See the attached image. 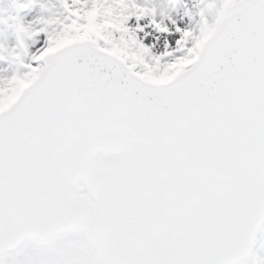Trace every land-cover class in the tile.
I'll use <instances>...</instances> for the list:
<instances>
[{
	"label": "snow or ice",
	"instance_id": "obj_1",
	"mask_svg": "<svg viewBox=\"0 0 264 264\" xmlns=\"http://www.w3.org/2000/svg\"><path fill=\"white\" fill-rule=\"evenodd\" d=\"M36 2L11 0L18 12ZM59 2L71 24L36 21L56 31L11 17L0 264H264L252 251L264 225V0H199L195 24L153 21L168 35L160 54L99 14L134 0ZM153 64L166 75L149 79ZM65 231L80 240L58 243ZM25 240L47 254L5 255Z\"/></svg>",
	"mask_w": 264,
	"mask_h": 264
},
{
	"label": "rangeland",
	"instance_id": "obj_2",
	"mask_svg": "<svg viewBox=\"0 0 264 264\" xmlns=\"http://www.w3.org/2000/svg\"><path fill=\"white\" fill-rule=\"evenodd\" d=\"M45 2L48 4L47 10L42 9L39 6L40 0H37L36 3L29 4L27 9L23 12H20L21 10L18 12L12 7L11 0H0V17L7 20V23L0 24V45L4 46V50L0 51V56L4 57V59H0V74H11L19 68L18 62L13 59L11 54L14 49L17 52H20L17 32L14 26L15 22L11 19V17L18 15L26 24L32 22L34 30L46 27L49 32L60 29L62 25L60 23L43 25L37 23L36 21L40 18H53L57 21H63L64 24H69V22L72 21L70 18H68V13L65 11L59 0H45ZM136 4L141 6H149V9L141 14V19L137 20L140 23V26H143L144 28V32L142 34L139 33L141 39L149 36L153 38V36L156 37V35H167L163 31H157L153 21L159 25L172 29V21L180 23L183 26V22H185L187 19H190V17L191 24H195L200 19L198 16L199 0H134V3H129L126 6L127 8L134 11H130L129 9H125L123 7L113 9L111 6H109L105 8L103 5H101L99 14L106 20H110L113 24L122 26L124 23L136 18ZM131 12H133L135 15ZM120 13H123V15ZM129 17H131L130 20L128 19ZM128 27H130L129 24ZM98 30L99 29L94 23L88 28L89 32ZM125 35L127 36V33H125ZM127 37L129 41L132 40L131 36ZM40 39L41 36H33V38L26 41L29 46V52H34L36 48L39 47ZM166 43L167 39L164 40L162 44H158L156 41L152 43L153 54L162 53ZM125 47L128 46L126 45ZM27 58L28 57L26 56L24 57V59ZM145 75L149 79L160 78L166 75V70H162V66L158 67L153 64L152 68L149 69ZM79 240L80 235L77 237L76 234H73L65 241V245L75 244ZM30 247L34 249H40L39 244L32 243L25 248L22 247L21 250L19 249L17 256L10 255L9 258H24L26 255L30 256L28 254ZM253 253L258 256H264V225H262L261 230L259 231ZM45 254H47V252Z\"/></svg>",
	"mask_w": 264,
	"mask_h": 264
},
{
	"label": "bare ground",
	"instance_id": "obj_3",
	"mask_svg": "<svg viewBox=\"0 0 264 264\" xmlns=\"http://www.w3.org/2000/svg\"><path fill=\"white\" fill-rule=\"evenodd\" d=\"M123 8H125V9H129V8H127L126 6L125 7H123ZM130 11H134V10H131V9H129ZM132 14H134L133 12H131ZM135 15V14H134ZM137 15V14H136ZM142 16V15H141ZM183 22V21H182ZM129 25H130V27H129V31H127L126 33H127V36H131L132 38L133 37H135V36H137V35H139V33L137 32V29H138V27L140 26V23L137 21V19L136 18H134V19H132V20H130L129 22H127ZM183 24L184 25H189V24H191V21H190V19H187V20H185V22H183ZM141 38V37H140ZM168 40V35H156V37L155 36H153V38H152V42H151V45H150V47H151V49H152V43H154L155 41L158 43V44H162L163 43V41L164 40ZM45 252H47V250H46V248L44 247V248H41V249H39V250H37L35 253H40V254H43V253H45ZM34 253V254H35Z\"/></svg>",
	"mask_w": 264,
	"mask_h": 264
},
{
	"label": "water",
	"instance_id": "obj_4",
	"mask_svg": "<svg viewBox=\"0 0 264 264\" xmlns=\"http://www.w3.org/2000/svg\"><path fill=\"white\" fill-rule=\"evenodd\" d=\"M10 250H13V249H10ZM10 250H8V251H10Z\"/></svg>",
	"mask_w": 264,
	"mask_h": 264
}]
</instances>
